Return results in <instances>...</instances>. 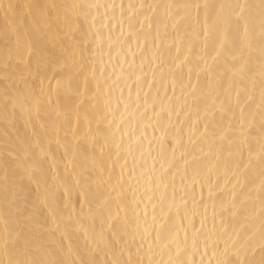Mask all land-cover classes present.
<instances>
[{
  "label": "snow or ice",
  "instance_id": "6c2138e0",
  "mask_svg": "<svg viewBox=\"0 0 264 264\" xmlns=\"http://www.w3.org/2000/svg\"><path fill=\"white\" fill-rule=\"evenodd\" d=\"M0 264H264V0H0Z\"/></svg>",
  "mask_w": 264,
  "mask_h": 264
},
{
  "label": "bare ground",
  "instance_id": "6f19581e",
  "mask_svg": "<svg viewBox=\"0 0 264 264\" xmlns=\"http://www.w3.org/2000/svg\"><path fill=\"white\" fill-rule=\"evenodd\" d=\"M21 3L26 2V0H20Z\"/></svg>",
  "mask_w": 264,
  "mask_h": 264
}]
</instances>
